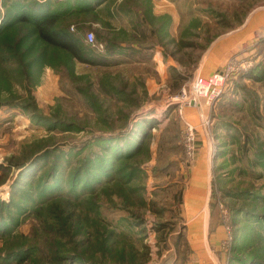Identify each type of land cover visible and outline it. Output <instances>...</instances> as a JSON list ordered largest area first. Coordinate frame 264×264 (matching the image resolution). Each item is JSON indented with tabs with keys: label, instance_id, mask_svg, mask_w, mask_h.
Returning a JSON list of instances; mask_svg holds the SVG:
<instances>
[{
	"label": "rangeland",
	"instance_id": "1",
	"mask_svg": "<svg viewBox=\"0 0 264 264\" xmlns=\"http://www.w3.org/2000/svg\"><path fill=\"white\" fill-rule=\"evenodd\" d=\"M3 1L0 0L2 9ZM130 4L131 8L126 10ZM142 10L146 14H142ZM118 13L127 18L120 28L113 23ZM102 14L100 24L94 23L93 28L88 26L83 31L86 40L89 31L95 35L93 42L87 40L95 47L94 51H86V54L100 60L97 52L115 42L125 52L110 57L128 60L134 67L128 72L137 71V61L146 63L138 70L139 74L131 73L130 78L136 76L129 81L121 78L123 73L113 76L103 72L101 64L74 63L70 75L64 68L67 63L58 67L48 63V59L39 66L27 68L28 79L26 74H20L18 80L12 78L6 83L9 88L2 86L1 80L0 199L9 202L12 198L11 185L22 166L12 163L22 164L34 153L58 148L41 162L42 168L34 175L39 177L36 181H42L60 153L68 150L70 160L60 155V166L66 165L62 177L70 181L71 170L79 166L91 148L104 152L94 142L95 136L133 130L139 125L145 126L148 120L151 126L144 150L122 162V166L138 167L137 173L128 181H125L127 176H122L123 183L100 184L94 196H87L90 200L78 205L77 212L83 223L81 234L75 238L78 243L62 237L63 244L57 245L56 236L61 233L56 230L55 220L43 215L36 217L38 210L33 203L20 200L18 204L28 208L17 214L19 222L11 234L0 233V264L9 243L38 244L51 252L50 257L55 250L58 254L67 253L72 249L71 243H75L81 258L77 261L69 258L60 264H185L188 255L186 225L176 210L180 188L178 183L171 181L188 176V167L197 159L199 122L185 119V107L198 100H203L208 114L201 122L214 138L208 241L215 243L217 264H240L233 258L234 254L246 256L247 261L254 264L264 261V243H257L260 239L251 238L252 242L240 243L243 249L237 251L233 222V207L243 205L263 210L260 201H252L242 193H264V178H260L264 168L257 164L259 152L254 149V145L260 143L257 139L264 142V77L261 80L244 77L257 65L264 69V25L257 29L251 27L252 21L264 14V0H127L112 17L108 11ZM237 35L241 37L236 46L233 37ZM33 36L30 34V40ZM137 48L141 50L135 52ZM43 50V47L37 49ZM237 59H248L252 64L231 77L230 86L218 99L181 100L182 88L188 89L196 75L212 74H202L204 72L198 68L208 64L218 68L224 64L218 68L220 71L227 62ZM22 70L20 67L19 72ZM0 71H3L1 63ZM144 75L153 76V82L137 80ZM114 82L117 85L127 83V94H119L112 86ZM81 87L88 95L80 91ZM92 101L108 108L115 129L105 123L106 114L102 108H94ZM36 115L55 123H39ZM2 118H10L11 122L6 124ZM59 119L66 123L75 120L85 128L66 127ZM186 122L194 126L197 139V154L191 162L186 160L183 144ZM247 136H250L249 141ZM19 197L16 194V199ZM5 212L6 206H0V214ZM237 219L242 223L240 227L246 223L252 228L254 236L263 230L259 221L255 223L244 215ZM85 227L92 231L90 237ZM22 234L25 236L19 237ZM254 248L258 251L250 254L248 251ZM73 254L75 252H70L67 256ZM19 260H11V264H30V259Z\"/></svg>",
	"mask_w": 264,
	"mask_h": 264
},
{
	"label": "trees",
	"instance_id": "2",
	"mask_svg": "<svg viewBox=\"0 0 264 264\" xmlns=\"http://www.w3.org/2000/svg\"><path fill=\"white\" fill-rule=\"evenodd\" d=\"M125 1L127 0L115 4V0H12L11 2L4 0V9L0 7V63L3 66V71H0V83L2 80V86H7L6 83L11 82L12 78L18 80L17 78L20 74H26V78L28 79L30 77L28 70L32 66H39L45 59H48V63L54 66H58L64 62V64L67 63L64 68L70 75L73 74V66L77 62L84 64L128 62V60L122 61L110 57L111 54L114 55L120 52L119 54L121 56V52H125L115 42L108 43L103 50L99 49L100 51L97 52V55H99L100 60L92 59L90 55L86 54V51L92 52L95 47L87 43L88 41L83 33L88 26L93 28L95 22L100 24L102 22L101 18L103 17L102 13L105 11H108L112 17L116 13L117 8H120ZM129 8H131V4L126 10ZM142 14H146V12L142 10ZM144 16L146 17V15ZM30 34L31 36L35 35L33 36V40H30ZM98 41L103 42V39L98 38ZM41 47L44 50L37 51ZM49 48L50 50H48ZM144 48L148 47L144 46ZM47 52H49L48 55L44 56ZM20 67L23 68L21 72H19ZM10 72L11 75L9 74ZM244 77L261 80L264 77V69L260 65H257V67L246 72ZM112 86L119 94H127V83L117 85L114 82ZM7 87L9 88V86ZM80 91L88 95V92L83 87H81ZM21 106L25 107L24 105ZM92 106L97 109L102 108V112L106 114L105 123L114 129L116 128L114 119L107 112V107L101 106L96 101H92ZM25 108L28 109V107ZM36 116L35 118L39 123L46 122L51 125L55 123L54 120H48L44 116ZM145 122V126L139 125L133 130L129 129L123 132H116L113 129L112 131L115 132L112 134L102 133L99 136H95L94 142L100 145L104 152L100 153L91 148L87 157L80 161L79 166L71 170L70 181L62 177L66 165L60 166L62 163L60 155H65L66 159L68 161L70 160L68 150L60 153L52 169L42 181H36L39 177L37 176L36 178L34 175L37 174L40 167L42 168L43 165H41V162L58 148L34 153L22 164L12 163L13 166H22L11 185L12 198L9 202H4L0 199V206L3 208L6 206L5 214H0V233H12L13 228L19 222L18 218L16 219L17 214L28 208L22 204H18L20 200H24L26 202H32V205L38 210L36 217L38 216L39 218L43 215L55 220L56 230L61 233V236H56V239H59L56 242L57 245L63 244L62 237L67 241L74 239L75 243H78L75 238L78 234H81V224H83L82 217L77 212L78 205L81 203L83 205L86 201L90 200L91 197L87 196H94L99 191L98 187L100 184L111 185L117 181L123 183L122 176H127V180L125 181H128L137 173L138 167L135 165H132L130 168L126 167V165L122 166V162L144 150L148 130L151 126L148 120H145ZM59 123L69 128H85L84 125H79L75 120L66 123L59 119ZM249 139L250 136H247L248 141ZM257 140L260 143L259 145H254V149L259 153L257 158H255L257 164L264 168V142L260 139ZM88 144H83L82 146H88ZM115 162L121 165L117 166ZM7 167L9 168L10 166ZM28 177H30V180ZM260 178H264V175L260 176ZM16 194H19L21 197L16 199ZM231 195L235 197L240 196L238 194ZM242 196L248 199L251 198L250 200L252 201H260V206L263 207V210L256 211L243 205L233 207L235 240L238 243L236 247L237 251L243 249L240 243L252 242L251 238L261 240L257 243H264V225H262L264 224V193L255 191L244 192ZM240 215H244V218L248 220H254L255 223L259 221L260 227L263 229L262 232L260 231L254 236L255 231L248 227L246 223H243V227H240L242 223L237 219ZM83 226H87V224ZM83 229L87 228L85 227ZM249 231L252 233L248 234L247 232ZM88 234H90V237L92 231L88 230ZM23 236L25 235L22 234L19 237ZM75 243H71L72 249L68 248V250H71L66 251V255L63 252L58 254L55 250V254L52 257H50L51 252L41 249L38 244L9 243L8 251L3 257L2 264H11V260L17 261L19 259H21L19 262L30 259V264H60L61 262L66 263L67 260H70L69 258L71 260L76 258L77 261L81 256L77 254L78 249L74 247ZM254 251L258 250L254 248L248 252L252 254ZM70 252H75V255L73 254L68 257L67 254H70ZM44 258L45 260H43ZM233 258L239 260L242 264H254V262H248L246 256L242 257L240 254H234ZM255 264H264V261H259Z\"/></svg>",
	"mask_w": 264,
	"mask_h": 264
},
{
	"label": "crops",
	"instance_id": "3",
	"mask_svg": "<svg viewBox=\"0 0 264 264\" xmlns=\"http://www.w3.org/2000/svg\"><path fill=\"white\" fill-rule=\"evenodd\" d=\"M121 1L123 0H115V4H118ZM154 10L158 11L157 8ZM126 22V15L124 16L121 13H118L113 17V23L117 26V28H120L122 23ZM262 25H264V14H260L258 18H255V20L252 21L251 27H256L257 29ZM240 37V35L233 37L235 41H237L235 43L236 46L238 45ZM140 50V48H137L134 51L139 52ZM144 63L146 62L140 60L139 62L137 61V71L133 70L132 72H135L136 75L139 74L140 72L138 70ZM223 65L224 64L221 66ZM101 66L103 68V72H110L113 76L116 74L121 75V73H123V77H120L123 79L125 78L128 81L134 79L136 76H131L130 78L132 72H128V70H131L134 67H131L132 64H129L128 62L101 64ZM221 66L218 68H221ZM157 68L158 64H156V69ZM218 68L208 64L207 66L204 65L197 70L204 72L202 74L208 75L213 73L215 70L217 71ZM152 77L153 76L151 75H144L137 80H148L151 84L153 82ZM202 101L198 100L196 103L192 102L185 107V119L194 123L199 122L198 133L200 147L197 159L188 167V176L183 173V178L177 177L176 179L173 178V181H171V183H178L180 188L176 210L186 225L185 231L187 232L186 238L188 243L186 244L188 247V255L185 264H217L214 253L215 243H209L208 241L211 216L210 196L212 186L211 173L214 164V161L212 160L214 138L201 122L205 117H208V114H206V106L203 105Z\"/></svg>",
	"mask_w": 264,
	"mask_h": 264
},
{
	"label": "built area",
	"instance_id": "4",
	"mask_svg": "<svg viewBox=\"0 0 264 264\" xmlns=\"http://www.w3.org/2000/svg\"><path fill=\"white\" fill-rule=\"evenodd\" d=\"M95 35L92 31L87 33V40L93 42ZM252 62L250 60H241L227 62L223 69L216 71L208 76L196 75L191 83L189 88H182L181 100L192 102L195 101V97H204L207 100L214 101L220 97V95L226 90V87L229 85L231 77L239 72L240 70L248 69L251 66ZM189 91V92H188ZM5 120L6 124L11 122L10 118H2ZM184 150L187 157L186 160L189 162L193 161L197 154V139L195 134V129L192 124L186 122L184 126Z\"/></svg>",
	"mask_w": 264,
	"mask_h": 264
}]
</instances>
